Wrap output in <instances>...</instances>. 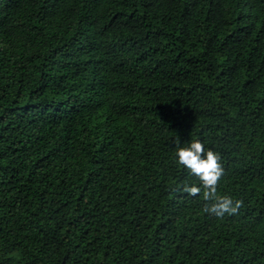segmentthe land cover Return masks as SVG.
<instances>
[{
  "label": "trees",
  "instance_id": "trees-1",
  "mask_svg": "<svg viewBox=\"0 0 264 264\" xmlns=\"http://www.w3.org/2000/svg\"><path fill=\"white\" fill-rule=\"evenodd\" d=\"M0 264H264V0H0Z\"/></svg>",
  "mask_w": 264,
  "mask_h": 264
},
{
  "label": "clouds",
  "instance_id": "clouds-1",
  "mask_svg": "<svg viewBox=\"0 0 264 264\" xmlns=\"http://www.w3.org/2000/svg\"><path fill=\"white\" fill-rule=\"evenodd\" d=\"M219 155L211 149H205L200 141H193L187 146L180 147L175 153V162L188 171L199 181V186H186L185 191L195 195L201 191V187L207 189L204 192L205 199L216 192L218 180L223 175ZM239 207V201H233L224 195L216 199L206 211L210 215L223 217L227 214H235Z\"/></svg>",
  "mask_w": 264,
  "mask_h": 264
}]
</instances>
